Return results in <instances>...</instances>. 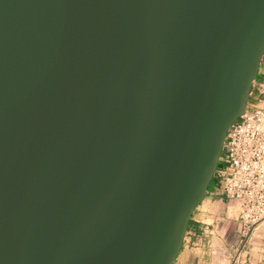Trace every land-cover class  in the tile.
Wrapping results in <instances>:
<instances>
[{"label": "water", "instance_id": "95a60500", "mask_svg": "<svg viewBox=\"0 0 264 264\" xmlns=\"http://www.w3.org/2000/svg\"><path fill=\"white\" fill-rule=\"evenodd\" d=\"M263 30L264 0H0V264H163L191 204L174 264Z\"/></svg>", "mask_w": 264, "mask_h": 264}, {"label": "crops", "instance_id": "0c3cea01", "mask_svg": "<svg viewBox=\"0 0 264 264\" xmlns=\"http://www.w3.org/2000/svg\"><path fill=\"white\" fill-rule=\"evenodd\" d=\"M264 85V57L248 105L256 102ZM217 171L207 195L189 220L183 247L174 264H264V224L244 247L240 236L239 207L223 192Z\"/></svg>", "mask_w": 264, "mask_h": 264}, {"label": "built area", "instance_id": "2783aa9c", "mask_svg": "<svg viewBox=\"0 0 264 264\" xmlns=\"http://www.w3.org/2000/svg\"><path fill=\"white\" fill-rule=\"evenodd\" d=\"M218 176L225 197L239 207V233L246 247L264 224V85L256 102L228 129Z\"/></svg>", "mask_w": 264, "mask_h": 264}, {"label": "bare ground", "instance_id": "6f19581e", "mask_svg": "<svg viewBox=\"0 0 264 264\" xmlns=\"http://www.w3.org/2000/svg\"><path fill=\"white\" fill-rule=\"evenodd\" d=\"M263 51H264V30L259 35L258 40L255 44V48H254L252 57L250 58L249 62L247 63V72H246L245 77L241 83V97H240L239 101L237 102V109H239V112L241 111V109H243V105H244V101L246 99V94H247L248 88H249V86H250V84L254 78V73H255L257 64L259 62L260 56L263 53ZM217 134L218 135H217V139H216V149H214L215 157H214L212 164L210 165V168L201 176V178L199 180L200 191H202L204 189L206 181L210 177L211 172L213 170L214 163L216 161V157L218 154L219 145H220L222 138H223V135H224V129L222 130L220 128L218 130ZM190 208H191V204H187L181 210L180 215H179L177 222H176L175 230H172L170 232V238L169 239L171 241V246L169 247V253H168L167 259L165 260V263H163V264H169L170 261L172 260L173 255L175 254V252L178 249V245L180 243L182 233H183L184 224H185L186 218L190 212Z\"/></svg>", "mask_w": 264, "mask_h": 264}]
</instances>
